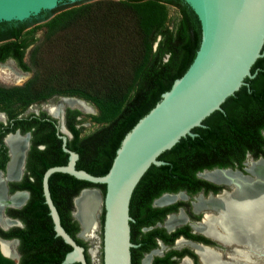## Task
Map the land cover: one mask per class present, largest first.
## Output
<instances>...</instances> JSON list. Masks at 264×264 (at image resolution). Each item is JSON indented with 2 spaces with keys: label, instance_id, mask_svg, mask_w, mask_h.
<instances>
[{
  "label": "trees",
  "instance_id": "16d2710c",
  "mask_svg": "<svg viewBox=\"0 0 264 264\" xmlns=\"http://www.w3.org/2000/svg\"><path fill=\"white\" fill-rule=\"evenodd\" d=\"M96 7V5H102ZM169 6L179 9L180 18L170 27ZM69 8V9H67ZM98 9L102 13L98 12ZM61 11V12H60ZM60 12V13H58ZM128 13L131 24L124 23L118 13ZM44 22L50 35L69 30L66 42V69H51V74L41 78L37 66L41 63L39 40L31 26ZM86 25L81 34L75 28ZM133 34L137 41L130 46V56L122 62L129 64L128 72L112 62L119 41H128ZM202 41L201 23L194 10L184 0H107L106 3H60L51 11L26 21L0 22V60L15 57L26 70L37 72L24 84L13 87L0 86V111H5L15 124L36 119V130L45 131L48 140L45 149L35 152L43 163L38 174L39 187L28 205L26 224L18 236L21 238L22 258L19 264H63L72 246L56 235L54 221L43 192V175L51 166L66 165L69 153L64 150L63 139L57 135L55 124L45 118L25 116L19 118L30 104L56 94L76 95L91 102L99 110L92 120L103 124L90 134L83 135L82 120L75 117L83 113L69 109L74 116L67 126L73 134L67 147L79 153L77 168L93 175H105L111 168L124 136L146 115L168 91L175 79L184 75L193 62ZM155 43L157 47L155 48ZM28 62L24 61L31 45ZM85 61V70L80 67ZM84 71H81V70ZM254 78H247L235 95L223 104L224 111L217 110L207 117L204 126L196 127L195 137H183L175 146L159 157L167 163L152 165L141 182L152 175L162 180L177 181L195 177L205 168L226 167L242 161L246 151L264 146V56L252 68ZM80 125V126H79ZM36 150V149H35ZM52 198L59 210L62 225L76 241L86 248L88 264L91 257L87 244L77 236L79 222L73 217V199L86 187H98L105 192L104 184H93L75 176L56 172L49 180ZM138 184V185H139ZM137 185V187H138ZM134 190L135 191L137 190ZM104 221V214L103 220ZM0 264H14L0 249ZM72 264H81L75 262Z\"/></svg>",
  "mask_w": 264,
  "mask_h": 264
},
{
  "label": "water",
  "instance_id": "95a60500",
  "mask_svg": "<svg viewBox=\"0 0 264 264\" xmlns=\"http://www.w3.org/2000/svg\"><path fill=\"white\" fill-rule=\"evenodd\" d=\"M82 0H0V22L26 21L43 11L56 9L60 3ZM107 0H86L104 3ZM198 16L202 41L188 70L175 79L162 99L124 136L111 168L105 175H93L78 169L79 153L67 147L72 133L65 123V108L61 109L63 147L69 153L66 165L49 167L43 175V192L54 221L57 236L72 246L63 264H88L86 248L80 245L62 225L59 210L52 198L50 177L56 172L68 173L93 184H104L102 196L98 187H86L74 198L73 216L79 221L80 238H86L84 225L78 216V202L84 193L94 192L102 201L103 264H131V199L137 185L152 165L167 162L159 157L183 137L197 135L196 127L217 110L224 111L225 101L236 94L247 78H254L252 68L264 56V0H184ZM97 6V5H96ZM69 9V8H67ZM61 12V11H60ZM58 12V13H60ZM39 24V23H38ZM34 24L32 27L36 26ZM84 102V101H83ZM81 109V108H79ZM258 161H263L264 158ZM216 171L220 169H215ZM227 171V169H221ZM240 187L239 183H236ZM5 241L0 237L1 247ZM256 254L264 257V251Z\"/></svg>",
  "mask_w": 264,
  "mask_h": 264
},
{
  "label": "flooded vegetation",
  "instance_id": "af4514ba",
  "mask_svg": "<svg viewBox=\"0 0 264 264\" xmlns=\"http://www.w3.org/2000/svg\"><path fill=\"white\" fill-rule=\"evenodd\" d=\"M33 46L31 44L26 50L24 56L26 63L28 62L27 55ZM9 60L18 65V69L22 73L32 72L20 65L13 56L0 60V64ZM0 86L19 85L0 83ZM49 99L35 101L32 104L45 102ZM61 108L63 107L61 106ZM69 109L73 108H65L64 112L66 125L68 119L74 118L72 114L68 113ZM46 110L27 115H23L21 112L18 117L23 118L28 115L29 117L31 115V117H41L42 113H46L45 118L55 124L57 135H64L61 130L60 117L53 115L50 109ZM1 112L7 119L6 121L0 120V179L4 187L3 198L0 200V220L8 222V225L0 223V237L7 242H15L13 251L19 253V259L13 260L14 264H19L22 251L21 238L18 234L21 233V229L27 226V207L35 193L34 189L39 187L38 174L43 165L41 160L36 158L35 152L45 149L47 144L54 142L52 139L48 140L45 131L38 132L36 130V119H28L16 125L15 120L10 118L7 112ZM83 116H76L75 119L81 120ZM10 136H18L25 140L22 162L17 174L13 177H9V168L13 160L12 149L8 143ZM72 138L73 134L68 136V141ZM261 158H264V146L262 149L246 151L242 161L236 160L233 165L226 167L216 166L199 170L195 173V177L190 179L179 182L167 181L162 180V177L152 175L151 178L141 182L133 193L130 205L131 242L133 244L131 264H256V262L264 264V257L256 254L259 251H264V240L261 248L256 251L253 249V245H249L246 241L247 234L242 232L241 236L238 235L230 240L229 238L225 239L222 228L216 225V221L209 222L207 220L209 216L215 215L220 219L217 208L208 205L209 199L231 194L239 188L235 182H231L229 179L219 180L211 177L213 173L217 172L215 169H220L218 171L222 173H235L244 179H256L250 171V167L263 162L258 161ZM221 169H227V171ZM259 179L264 182L263 176H260ZM19 194L24 197H22V202L14 203L12 198ZM217 221L220 222V220ZM214 225L217 227L215 228ZM80 231L77 233L78 237ZM208 253H213L218 257L217 263L208 260Z\"/></svg>",
  "mask_w": 264,
  "mask_h": 264
},
{
  "label": "bare ground",
  "instance_id": "6f19581e",
  "mask_svg": "<svg viewBox=\"0 0 264 264\" xmlns=\"http://www.w3.org/2000/svg\"><path fill=\"white\" fill-rule=\"evenodd\" d=\"M65 103L72 107H81L85 111L92 112L91 108H89L90 106H85L86 103L81 102L79 99H67ZM61 109V105L59 107L53 106L50 108V112L60 117ZM24 141L18 136H10L8 138L13 156L9 168V177L15 176L21 165ZM250 171L255 175L256 179H243L235 173H222L219 171L211 175L215 179H229L231 182L239 183L240 187L231 194L209 199L208 205L217 208L220 213V219H218V216H209L207 220L209 222L216 221V225L222 228L223 238L225 239L229 238L230 240L238 237V235L241 236L242 232L247 234L248 238L246 241L248 244L253 245L254 250H258L264 240V182L259 179L260 176L264 177V162L253 164L250 167ZM2 190L4 192V187L0 180V200L3 198ZM22 197L23 195L21 194L14 196L12 198L13 202L20 203ZM101 205L100 197L92 191L84 193L80 198L77 214L84 225L83 235L89 234L98 228ZM217 220H220V222ZM0 223L8 225V222L1 220ZM217 226L214 225L215 228ZM14 245V243L7 241L1 242L3 252L10 257H15ZM208 260L217 263L218 257L213 253H208Z\"/></svg>",
  "mask_w": 264,
  "mask_h": 264
},
{
  "label": "rangeland",
  "instance_id": "374dc122",
  "mask_svg": "<svg viewBox=\"0 0 264 264\" xmlns=\"http://www.w3.org/2000/svg\"><path fill=\"white\" fill-rule=\"evenodd\" d=\"M96 7L97 8L101 7L103 11L105 10L103 9L104 4L103 6L97 5L95 6V8ZM168 8H169V19H170L168 21V24L170 25V27L171 26L173 27L174 23H176L180 18V12L177 7L169 6ZM98 12L102 13L100 9H98ZM117 17L123 18V20L125 21L124 23H127V22L129 24L132 23L128 13L124 14L122 12H119ZM86 30H87V26L85 24L84 25L82 24L81 26L76 27L74 31H76V34L77 33L81 34L82 32H85ZM28 31H31V32L35 31L34 34L39 39L35 43V45L37 44L38 46H40L39 48L41 50V58L39 59L41 63L37 66L38 71L41 75V78L50 75L52 73L51 69H55L57 71H64L66 69V64L68 63V61H66V55H69L68 53H66L68 52V48L66 47L65 44L70 39L69 37H71V34H65V33L70 32V31L69 30L59 31V32H56L54 36L53 35L51 36L49 34L50 28L44 22H40L39 24L32 27ZM135 39H136L135 36L131 34L128 38V41L124 42V40L122 39V41H119L120 43H118V45L115 47L116 54L111 55V58H112V62L118 65V67L127 58V56L131 55V53L128 52V50L130 46L136 45L137 41ZM156 47H157V43H155V48ZM29 56H30V52H29V55H27L28 59H29ZM128 62L122 64L119 67L121 68L119 72L121 73L128 72V69H129ZM81 67L85 70V67H86L85 61L82 64H80L79 68L81 69ZM83 69L81 71H84ZM36 72L37 70L35 67V69H33L32 72L30 73H22L18 69V65L13 63L12 60H9L4 64H0V83L6 84V85H21L25 83L27 80H29ZM67 99H79L81 100V102L84 101L87 104L86 105L84 103L85 106L87 107L90 106L89 108H91L92 112L85 111L81 107H79L81 108L79 109L78 107H72L70 105H67L65 103V100ZM53 104H58V105H53ZM60 105L63 108H66V109L73 108V109L80 110L83 113L84 115L83 120H82L83 122L81 124L84 126L83 135L90 134L103 125L101 123H97L93 121L91 118V116L99 114V110L97 109V107H95L91 102L86 101L76 95L56 94L50 97V99L45 102H39V103L36 102L32 104L31 106L27 107L26 109H24L23 115H27L33 112L47 111L46 110L47 108L50 109L53 106L59 107ZM2 119L6 121L7 117L3 114V112L0 111V120L4 121ZM246 179H249V178H246ZM1 183H2V180H1ZM100 190H101L102 196H104L105 192L103 191V189H100ZM2 193L4 194L3 190H2ZM101 207L103 206L101 205ZM103 214H104V208H101L98 228L89 234H85L86 238H82L87 244V249L91 257L92 264H103V228H102ZM10 243H15V242L10 241ZM256 264L258 263L256 262Z\"/></svg>",
  "mask_w": 264,
  "mask_h": 264
}]
</instances>
